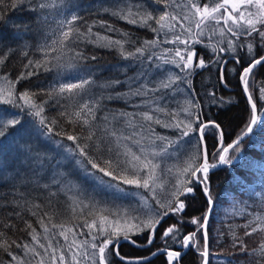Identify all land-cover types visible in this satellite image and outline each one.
Returning <instances> with one entry per match:
<instances>
[{
  "label": "snow or ice",
  "instance_id": "obj_1",
  "mask_svg": "<svg viewBox=\"0 0 264 264\" xmlns=\"http://www.w3.org/2000/svg\"><path fill=\"white\" fill-rule=\"evenodd\" d=\"M152 2L163 5L164 10L154 15L143 3H136L125 7L117 4L112 9L104 8L103 11H110L112 16L126 20L129 24L150 27L156 33L165 29L172 32L179 26L181 31L173 33V38L166 40L165 43L179 44L183 47L167 49L165 55L158 59L165 64H174L184 75L169 73L151 86L150 82L140 83L135 88L129 84L128 91L116 93V99H122L125 96L147 97L149 93L156 94L162 90L172 89L177 82L186 83L191 88L192 74L197 69L208 67L210 63L221 65L219 78L223 81L225 79L224 65L227 61H223L220 54L227 52L237 64H241L243 57L236 55L237 49L246 48L247 66L242 65L239 80L243 85V91L248 94L247 99L252 108V117L247 129V132H251V126L257 123V105L253 101V96L249 94V78L255 69L264 67V0H207L205 3H201L200 0H186V3L181 4L176 3V0H152ZM62 4L63 0H0V28L15 29L13 35L18 40H24L21 54L27 57L29 53L25 49L30 45L24 38L31 32V27L28 22L19 26L15 21L9 24L11 20L9 13L24 10L34 14L33 19L43 24L47 23V13ZM172 6L184 11L182 14L168 11ZM81 19L77 14L60 19L58 30L45 33L44 41L37 46V50L44 54L43 59L35 61L28 59L24 67L31 66L34 69L43 68L45 71H51L49 65L52 61H56L54 67L71 68L76 67V62L87 59L82 52L73 47L85 40L95 42L89 39L93 35L92 25H87L86 31H82L77 26V22ZM150 22H154L158 27H152ZM185 22H188L187 25ZM99 23L101 26L106 24L105 21ZM221 24L223 26H220ZM108 30H113L110 25ZM206 30L211 31L213 35L218 33L222 38L213 45H205V47H211L214 56V59L207 63L203 56L198 55L195 48L196 44L203 43L201 37L205 35ZM95 35L97 39H101L98 33ZM241 38L243 43L240 42ZM102 39L106 41L104 46H117L124 59L137 58L136 54H143L147 48L155 47L158 43L157 40L144 41L143 46L135 48L134 52H128L125 51L122 41H113L109 37ZM225 40L226 47H221L220 44ZM0 45L4 47V51L0 53V65H4L9 58V53L15 50L2 38H0ZM52 53L56 55L52 56ZM68 53L72 55L68 57L66 63H62ZM91 59L95 60L96 57L92 56ZM35 74V71L21 73L16 81L9 80L7 76L3 77L8 86L0 87V105L19 108L21 111L25 108L29 109L27 115L39 118V124L45 130L41 135H47L49 139L53 134L62 135L65 140L71 142V145L56 141L58 148L63 149V153H58L62 159L56 160L49 154L50 148L40 142L33 143L32 132L19 113L0 107V179L5 181L4 186L23 197L22 200L16 198L9 200L8 195L5 194L0 196V201H4L0 206L13 209L10 215L19 217L23 221L24 227L19 230L27 232L32 241L31 244L21 245L16 240L5 239L7 233L0 231V249L11 256V261H15V264H32V260L25 261L22 257L12 255L10 248L15 245L17 248L24 249L25 256L31 255L35 264H114L113 258L118 259L120 264H151L149 255L137 257L122 255L119 250V241L123 239L136 247H144L152 246L159 238L161 246L152 251L150 256L163 255L164 264H181L182 252L176 250L175 245H179L181 249L194 248L200 258V264H210V256L219 254H213L210 251L208 213L192 217L187 223L194 225V230L183 232L182 228L186 223L183 214L187 209L185 198L189 194H194L193 184L198 182L203 185L202 191L208 203H212L208 185L209 171L216 168L218 164L232 163V158L227 153L230 149L239 151L240 139L214 153L217 157L216 163L209 162L206 149H197L184 161L169 191L165 182L161 180L160 174L163 171L161 159L168 155L169 147L175 141L158 134L153 125L177 129L181 139L188 137L191 133H199V140L202 143L205 140V130L210 125L219 129L220 125L215 122H204L198 112L191 111L193 108L199 109V103H195L194 100L186 101L187 106L182 109L189 117L186 120L178 119V113L170 111L159 103L149 101H145L148 110L139 113L121 111L101 118L97 113L103 109L102 101L113 99V95L110 92L107 96L102 95L84 101L82 93L95 81L80 76L76 82H60L46 92L49 98L56 96L73 101L71 104L62 105L64 110L59 114L71 128V131H68L61 121L55 118L48 121L44 115V104L47 101L38 103L36 99L38 93L29 90L16 92L14 87L16 83ZM131 79L135 82L137 78ZM124 83L120 79H113L106 81L100 87L115 92L116 88L123 86ZM260 92L261 99H264V87L260 89ZM209 95L215 99L214 92ZM159 114L171 119L163 120ZM57 127L60 131H54ZM220 140L223 141L222 134ZM157 141L160 143L157 144ZM6 144L11 152L15 153L11 157V163L3 155ZM63 161L74 162L86 177L91 178L98 185L114 189L116 193L125 192L121 185H132L151 193L150 198L140 195V209L143 216L133 215L127 209L116 212L106 208L98 209L95 204H88L78 196H71L68 211L73 219L77 218L78 211L83 215L84 209H89L87 215L92 219H84L82 225H79L88 229L87 233L83 231L78 233L75 230L77 225L67 221L56 222L59 212L51 198L57 193L51 189L53 185L59 187L61 181L66 179V174L60 170L64 166ZM172 171V168L168 169L169 173ZM8 173H11L10 177ZM106 177L109 179H105ZM113 181L116 183H112ZM29 186L48 191L47 204L25 197V193L21 192L20 188ZM74 187L73 185L68 190L72 191ZM159 193L164 195L161 196ZM149 199L154 202L155 207L149 203ZM16 209L27 211L31 216L38 217L36 222L42 232H38L30 221L23 218L21 211ZM173 217L175 222L163 227L167 219ZM3 227L11 229L15 225L3 222ZM243 227L246 229L244 236L251 237L256 233L264 235V213L253 214L252 219ZM248 228H251V231H247ZM145 233L147 236L144 245L133 239L134 236ZM85 235L90 239H78V236ZM57 236L63 239V244L56 239ZM232 238L233 247L238 246L239 251L251 257L246 260V264H264V238L260 240L257 247L251 249L235 233H232Z\"/></svg>",
  "mask_w": 264,
  "mask_h": 264
},
{
  "label": "trees",
  "instance_id": "obj_2",
  "mask_svg": "<svg viewBox=\"0 0 264 264\" xmlns=\"http://www.w3.org/2000/svg\"><path fill=\"white\" fill-rule=\"evenodd\" d=\"M200 2L205 3L207 0H200ZM136 3H143L147 10L152 11L154 15H158L160 11L164 10L163 5H157L152 0H63L62 5L47 13V23L43 24L33 19L34 14H29L24 10L9 13L11 17L9 24L15 21L16 25L19 26L24 22H28L31 27V32L27 33L24 38L30 45L25 49L29 55L25 57L21 54V47L24 44V40H18L13 35L15 29L0 28V38L15 50L9 53V58L5 64L0 65V87L8 86L3 79L5 76L9 80L16 81L21 73L35 71V75L20 80L14 85L16 92L19 93L29 90L38 93L36 97L38 103L47 101L44 104V115L48 118V121L50 122L55 118L61 121L64 128L68 131H71V128L63 121V118L59 114L64 110L62 105L71 104L73 101L56 96L49 98L46 92L60 82H76L80 76L88 77L95 81L93 85L87 87L82 93L84 101L102 95L107 96L110 92L113 95V99H105L102 101L103 109L97 113L101 118L104 115L121 111L139 113L148 110L145 106V101H149L159 103L170 111L178 113V119L186 120L189 117H187L182 109L187 106L186 101L194 100L195 103H199L200 107L199 109H191L192 112H198L203 121L214 120L220 125L219 129H215L210 125L204 134L209 162L215 163L217 157L214 153L218 152L227 142L243 132L241 130H244L245 126L247 127V123L251 119L252 110L248 102H246L239 80L242 65L245 66L247 64L246 48L237 49L236 55L243 57L241 64H237L231 54L227 52L220 54L223 61H227L224 65L225 79L223 81L219 78L221 65L210 63L208 67L197 69L192 74L190 77L192 81L191 88L186 83L177 82V85H174L172 89L162 90L156 94L149 93L147 97L125 96L122 99H116V93L128 91L129 84H131L132 88H135L140 83L150 82L151 86L169 73L184 75L174 64H165L161 59H158V57L165 55V50L167 49L183 47V45L179 44L165 43L166 40L173 38V33H179L181 31L179 26L172 32L165 29L156 33L150 27L129 24L126 20L112 16L110 11H103L104 8L112 9L117 4L125 7ZM176 3H186V0H176ZM168 11L182 14L184 10L172 6ZM72 14H77L82 18L77 22V26L82 31H86L87 25H92L93 35L89 39L95 42L85 40L73 45L87 59L76 62V67L71 68L54 67L53 65L56 61H52V64L49 65L51 71H45L43 68L34 69L31 66L25 68L24 65L27 64L28 59L34 61L43 59L44 54L37 50V46L44 41L45 33L58 30V21L64 18H70ZM94 21L96 23H93ZM100 21H105V26H101ZM187 23L185 22L186 25ZM150 24L152 27H158L154 22H150ZM108 25L112 27V31L108 30ZM220 26L223 25L221 24ZM97 33L101 39H97L95 35ZM210 36L211 39H209ZM103 37H109L113 41H122L125 51L128 52H134L135 48L143 46L144 41L157 40L158 43L155 47L147 48L143 54H136L137 58L124 59L117 46H104L106 41L102 39ZM221 39L218 33L213 35L211 31L206 30L205 35L201 37L203 43L195 45L198 55L203 56L206 63L214 59V56L211 47H205V45H213ZM240 42H244L243 38H241ZM220 46L226 47V40ZM3 51L4 47L0 45V53ZM51 55L55 56L56 53H52ZM71 55L72 53H68L62 63H66L68 57ZM92 56H95L96 59L92 60ZM149 57L151 58L149 59ZM133 77L137 78L135 82L131 79ZM113 79H120L125 83L123 86H118L115 92H112L111 89L100 87L106 81ZM262 87H264V67H258L249 78V92L257 105V123L245 139L240 141L239 151L230 149L227 153L232 158V163L223 164L216 169L210 170L208 174V185L213 202L208 218L210 251L213 254H219L210 256V264H246V260L251 259L245 253L239 251L238 246L233 247L232 233L242 238L250 249L257 247L260 240L264 238V235L261 233H256L251 237L244 236L246 229L243 227V225L252 219L253 214L264 213V99H261L260 92ZM213 92L215 93V99L209 95ZM161 96L163 99H159ZM0 107L8 108L9 111L19 113L22 119L27 122L32 132L31 140L33 143L40 142L42 145L51 149L49 154L55 157L56 160L62 159L58 153H63V149L58 148L55 142L63 141L64 144L71 145L70 141L65 140L62 135L55 136L53 134L51 139L47 135H41L45 130L40 126L39 118L27 115L29 109L25 108L21 111L19 108H10L8 105H0ZM159 115L163 120L167 121L171 119L163 114ZM153 127L158 134L167 136L175 141L169 147L168 160L164 159L165 156L161 159V167L163 170L160 174L161 180L165 182L167 189L171 191L172 184L176 181L178 170L183 166L184 161L193 152L197 151V149L202 150L199 133H191L188 137L181 139L177 129L162 128L159 125H153ZM54 131H60V128L57 127ZM221 134L223 135L222 142L220 140ZM159 143L157 141V144ZM187 153L188 155H186ZM3 155L11 163V157L15 153L11 152L9 146L6 144ZM63 165L60 170L66 174V179L61 181L59 187L53 185L51 189L57 193L55 197L51 198L59 212V215L56 216V222L67 221L77 225L75 230L78 233L81 231L87 233L88 229L79 227V225H82L84 219L91 220L92 217L87 215L89 209L86 208L84 209L83 215L78 211L77 218L73 219L71 213L68 211V204L70 203L69 197L71 196H78L83 201L88 197H111L115 199L127 197L134 200L139 206L140 195L151 197V193L132 185H121L125 189V192L116 193L114 189L98 185L94 180L86 177L74 162L63 161ZM169 168L173 169L171 173L168 172ZM7 175L10 177L11 173ZM180 178L183 179L184 177ZM105 179L109 178L106 177ZM112 183H116V181ZM4 185L5 181L0 179V196L7 194L9 200L13 198L23 199L18 193L11 191L9 187ZM73 185L75 187L72 191H69L68 189ZM193 187L195 189L194 194H189L185 198L187 209L183 215L186 223L182 228V231L185 233L195 228L194 225L187 223V221L195 216H203L209 205L202 191V185L194 182ZM20 191L25 193V197L42 204H47L49 199L48 191L37 189L34 186L21 187ZM159 195L163 196L164 193H159ZM3 203L4 201H0V205ZM149 203L155 207L151 199H149ZM100 205V203L96 204V207L98 209L105 208ZM12 211L13 209L11 207L0 206V231L7 233L5 239L9 241L16 240L21 245L25 243L31 244V237L27 232L19 230L24 227L23 221L19 217L10 215ZM16 211H21L23 218L30 221L37 228L38 232H42V229L36 222L38 217H33L30 213L22 211L21 209H16ZM3 222L14 224L15 227L11 229L4 228ZM174 222V217L169 218L163 227ZM247 231H251V228H248ZM146 236L147 234L145 233L134 236L133 239H136L139 244L144 245ZM56 239L63 244L61 237L57 236ZM78 239L84 240L90 238L85 235L78 236ZM53 242L55 243V241ZM158 246H161L159 238H157L152 246L144 247H136L129 241L124 240L119 244V250L122 255L137 257L150 254ZM175 248H180V246L175 245ZM38 250L43 251L42 249ZM10 252L12 255L22 257L25 261L32 260V264H35V260H33L31 255L25 256L23 248H17L13 245L10 248ZM113 259L114 264H120L118 259ZM10 261L11 256L3 249H0V264H9ZM150 261L151 264H164L165 257L163 255H157L156 257H151ZM11 264H15V261H11ZM181 264H200V258L194 248L183 251Z\"/></svg>",
  "mask_w": 264,
  "mask_h": 264
},
{
  "label": "rangeland",
  "instance_id": "obj_3",
  "mask_svg": "<svg viewBox=\"0 0 264 264\" xmlns=\"http://www.w3.org/2000/svg\"><path fill=\"white\" fill-rule=\"evenodd\" d=\"M188 155V153L186 154ZM165 160H168V155L164 157ZM85 203L90 204H101L100 206L112 210L113 212L121 210H130L133 215L143 216V212L140 209V206L135 203L134 200L130 198H111V197H88L85 200Z\"/></svg>",
  "mask_w": 264,
  "mask_h": 264
},
{
  "label": "water",
  "instance_id": "obj_4",
  "mask_svg": "<svg viewBox=\"0 0 264 264\" xmlns=\"http://www.w3.org/2000/svg\"><path fill=\"white\" fill-rule=\"evenodd\" d=\"M247 66V65H246ZM242 87H243V85H242ZM244 94H245V96H246V98H247V95L248 94H246L245 92H244ZM248 100V99H247ZM250 104V103H249ZM251 105V104H250ZM251 117H252V115H251ZM256 117H257V110H256ZM251 120V119H250ZM253 126V125H252ZM251 126V127H252ZM247 129H248V127H247ZM247 129L245 130V132H243L242 134H240L239 136H237V137H235V138H233L232 140H230L229 142H227L223 147H227L229 144H231V143H233L234 141H236L238 138L241 140V139H243L244 137H245V133L247 132ZM249 132H247V134H248ZM206 149V146H205V144L203 143V147H202V150H205ZM216 162H217V160H216ZM215 162V163H216ZM219 166H222V164H218L217 165V167H219ZM216 167V168H217ZM215 169V168H214ZM211 170H213V169H211ZM202 189H203V185H202ZM206 197V196H205ZM206 199H207V197H206ZM208 201V200H207ZM209 204V203H208ZM212 205H213V202L211 203V204H209L208 205V208H207V210H206V212L208 213V218H209V216H210V212L211 211H208L209 209H212ZM205 212V213H206ZM185 249H181L180 251L181 252H183ZM155 251V250H154ZM149 257L151 258V256H150V254H149Z\"/></svg>",
  "mask_w": 264,
  "mask_h": 264
},
{
  "label": "bare ground",
  "instance_id": "obj_5",
  "mask_svg": "<svg viewBox=\"0 0 264 264\" xmlns=\"http://www.w3.org/2000/svg\"><path fill=\"white\" fill-rule=\"evenodd\" d=\"M247 65V64H246ZM245 65V66H246ZM240 84H241V88H242V92H243V95H244V97L246 98V96H245V94H244V91H243V87H242V83L240 82ZM249 94H250V92H249ZM254 101V100H253ZM246 102H248V100H247V98H246ZM248 104H249V102H248ZM249 106H250V108H251V105L249 104ZM251 110H252V108H251ZM256 110H257V108H256ZM202 120V119H201ZM204 122H215L216 123V121H214V120H204ZM250 123V122H249ZM249 123H247L248 125H247V127L249 126ZM217 124V123H216ZM254 126V125H253ZM253 126H252V128H253ZM247 127L245 126V129L244 130H241V131H243V132H245V130L247 129ZM244 128V127H243ZM243 132H241L240 134H242ZM250 133V132H249ZM248 133V134H249ZM240 134H238L237 136H239ZM248 134H246L245 135V137L248 135ZM237 136H235V137H237ZM234 137V138H235ZM245 137L243 138V139H245ZM243 139H241L240 141H242ZM203 143L205 144V142L203 141L202 143H201V145H202V147H203ZM207 149V148H206ZM220 167V166H219ZM218 168V167H217ZM216 169V168H215ZM208 205V204H207ZM122 241H124L123 239H120V241H119V244L122 242Z\"/></svg>",
  "mask_w": 264,
  "mask_h": 264
},
{
  "label": "flooded vegetation",
  "instance_id": "obj_6",
  "mask_svg": "<svg viewBox=\"0 0 264 264\" xmlns=\"http://www.w3.org/2000/svg\"><path fill=\"white\" fill-rule=\"evenodd\" d=\"M177 250L181 249V248H176Z\"/></svg>",
  "mask_w": 264,
  "mask_h": 264
}]
</instances>
